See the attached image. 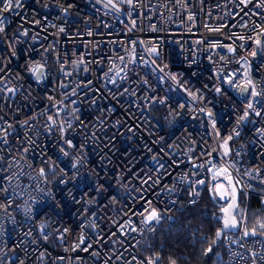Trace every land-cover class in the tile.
<instances>
[{
    "label": "built area",
    "instance_id": "built-area-1",
    "mask_svg": "<svg viewBox=\"0 0 264 264\" xmlns=\"http://www.w3.org/2000/svg\"><path fill=\"white\" fill-rule=\"evenodd\" d=\"M7 4L0 264H157L142 237L205 196L214 211L184 228L205 242L228 179L239 226L220 264H264L245 235L264 232V0Z\"/></svg>",
    "mask_w": 264,
    "mask_h": 264
},
{
    "label": "trees",
    "instance_id": "trees-1",
    "mask_svg": "<svg viewBox=\"0 0 264 264\" xmlns=\"http://www.w3.org/2000/svg\"><path fill=\"white\" fill-rule=\"evenodd\" d=\"M250 206L253 210L259 209L256 198L250 199ZM261 210L259 209L257 217L261 215ZM213 211L206 197L203 196L198 204L183 211L173 225L160 224L153 234L143 236L138 248L143 250L145 257L160 253L161 258L157 264H167L170 261H176L177 264H220L224 247L222 243L214 245L217 227L209 232L205 242H197L184 232L187 225L203 223L201 217L203 212ZM251 216L253 217V212ZM262 234L264 235V232Z\"/></svg>",
    "mask_w": 264,
    "mask_h": 264
},
{
    "label": "water",
    "instance_id": "water-1",
    "mask_svg": "<svg viewBox=\"0 0 264 264\" xmlns=\"http://www.w3.org/2000/svg\"><path fill=\"white\" fill-rule=\"evenodd\" d=\"M226 182H227V187L229 188V191H230V203L226 209H227L228 213L231 214V217H234V219L236 221V226L235 227H228V228L224 227V220L227 218V214H226L225 209H224L223 210L224 220L215 232V238H214V245L215 246L219 245L221 243V240H222V237L224 234L236 233L238 230V226H239L238 221L234 215V211L237 208L238 203H239V192H238V189H237V187H236V185L232 179H228ZM217 232L220 233L219 236H217ZM245 235L247 237H258L264 242V235L263 234H260V233L254 232V231H247V232H245Z\"/></svg>",
    "mask_w": 264,
    "mask_h": 264
},
{
    "label": "snow or ice",
    "instance_id": "snow-or-ice-1",
    "mask_svg": "<svg viewBox=\"0 0 264 264\" xmlns=\"http://www.w3.org/2000/svg\"><path fill=\"white\" fill-rule=\"evenodd\" d=\"M13 4H14V0H8L7 8L13 7ZM15 6L18 7L19 5H15ZM249 107H251V105H249ZM225 212L227 214V218L224 220V227L225 228L235 227L236 226V221H235L234 217H231V214L228 213L227 209H225ZM155 216H156V213L153 211V213L151 214V216L149 217V219H152ZM260 227L261 228H264V223L260 224ZM219 235H220V233L217 232V236H219Z\"/></svg>",
    "mask_w": 264,
    "mask_h": 264
},
{
    "label": "rangeland",
    "instance_id": "rangeland-1",
    "mask_svg": "<svg viewBox=\"0 0 264 264\" xmlns=\"http://www.w3.org/2000/svg\"><path fill=\"white\" fill-rule=\"evenodd\" d=\"M217 194H218V197H219V198L224 197V196H225V192H224L223 188L218 189V190H217ZM238 206H239V205H238ZM238 211H239V207H238V210H237L236 213H238Z\"/></svg>",
    "mask_w": 264,
    "mask_h": 264
}]
</instances>
